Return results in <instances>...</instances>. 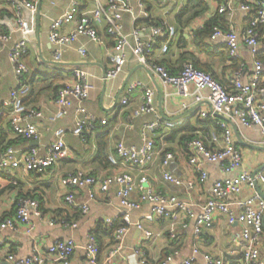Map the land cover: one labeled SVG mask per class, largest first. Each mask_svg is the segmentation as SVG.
<instances>
[{"label": "crops", "instance_id": "0c3cea01", "mask_svg": "<svg viewBox=\"0 0 264 264\" xmlns=\"http://www.w3.org/2000/svg\"><path fill=\"white\" fill-rule=\"evenodd\" d=\"M23 0H0V31L11 32L17 29L16 17L13 14L12 4ZM33 6L32 9H23L22 19L26 21L30 28L28 37V49L22 59L27 66L28 73L24 77V82L28 86L29 93L23 99V104L27 109L42 111L45 118L37 123V138L25 141L15 137L8 128L6 122L0 123V153L3 147L10 143V151L18 156L29 149L35 148L44 154L46 146L55 140V131L63 129L65 131L64 141L70 150V157L58 162L43 174L26 172L23 169L11 173L0 171V217L10 213L16 198L19 195L29 194L32 199L39 204L41 216H31L30 221L34 229L30 235L24 233L23 229L16 232L3 230L0 232V257L3 258L9 252L17 258L29 256L35 248L41 251L56 240L73 239L75 250L67 264H85V246L87 235L95 230L99 223H105L106 219H119L121 208L115 197L116 187H111L107 193L95 191V199L91 202L87 199V190H73L75 194L76 206H69L65 201V195L71 190L62 183V179L68 175L78 172L86 173L95 178H106L119 173H129L136 182L142 177H146L149 186L155 192L165 195H176L178 198L191 205L194 213H199L200 205L204 201L212 198V187L216 181L222 180L225 175L218 164L203 163L206 179L203 183H198V175L192 166L188 164L185 151L179 150L176 141L168 143L167 138L171 131L163 128L157 135L156 150H161L164 146L173 148V160L167 168L162 166V159L157 156L153 162L139 171L124 166L120 161L118 165L109 162L110 156H115V146L123 142L125 145L140 146L141 131L145 123L155 119V114L133 116V112L142 102V88L137 87L129 96L126 106L120 105L121 99L126 95L129 85L140 83L144 87L154 90V108L156 114L165 121L182 120L183 125L189 124L195 127V135L201 136L203 127L196 125L199 109H207V105H193L192 99H182L175 94L173 87L163 88L152 75L140 66L127 52V61L121 74L112 81H105V72L109 69V53L113 43L105 34L104 25H96L101 43L91 42L85 37H77L69 46L57 48L50 43L49 34L52 23L63 17L76 1L79 4L81 15L91 16L96 9L94 0H26ZM133 9L139 26H148L146 21L152 24L166 23L174 28L176 32L177 24L174 15L178 13L180 7L186 0H127ZM257 0H232L233 10L230 17L227 16L229 29L232 27L241 33L247 26L250 14L240 10L243 3H251ZM208 10L202 17L195 19L190 29H199L203 24L217 14V3L215 0H206ZM147 13V17H141V9ZM135 17L124 14L122 19L123 31L130 35L135 26ZM60 34L71 36L74 33V25L63 26ZM4 33V32H2ZM259 33V32H258ZM259 36V34H258ZM20 37L18 32L14 33V40ZM175 37V35H174ZM260 38V53H264V31ZM162 42V40H160ZM129 42L133 45V39L129 37ZM209 42L214 45H225L224 39H217ZM161 44V43H160ZM159 44V45H160ZM158 45V46H159ZM83 49V53L79 49ZM8 47L0 53V106L3 101L10 98L11 92L18 87V79L14 74L13 67L8 59ZM193 51V49H189ZM56 53H59L57 55ZM176 51L172 52V59L175 58ZM201 65L211 66V71L217 79L229 87V80L232 73L229 62H219L216 57L197 54ZM155 61L163 58V54L157 49L152 52ZM165 58V57H164ZM246 68L245 78L251 73V54L247 47L241 46L239 54L235 57ZM80 68L87 74L88 98L84 106L88 113L97 119L95 129L87 133L85 140L81 141L72 135L69 130L73 126L74 109L63 119H53L54 100L58 89L65 83L73 81L72 70ZM178 67L172 70H177ZM179 72L176 71L175 74ZM185 106V107H184ZM185 108V109H183ZM0 111L2 108L0 107ZM0 117L8 115L2 113ZM104 122L102 124L101 122ZM182 125V126H183ZM229 129L233 135V142L236 149L241 153L243 168L251 174L259 171L264 174V142L259 128H247L241 125L229 123ZM167 131V132H166ZM104 136L107 164L98 162V142L97 139ZM35 141H38L35 143ZM8 148V147H7ZM6 149V148H5ZM164 170L172 172L181 179L180 187L166 183L162 178ZM240 171V170H239ZM238 171V172H239ZM188 183H191L189 186ZM257 190L264 198V185H257ZM245 194V193H244ZM243 194V195H244ZM139 194L134 191L130 199L138 201ZM88 204L89 212L85 215L80 213L78 207ZM150 205L141 204L138 211L131 214L132 222H136L148 213ZM49 220H54L53 226L49 225ZM63 221V226L59 222ZM144 228L158 234L152 240L145 241L142 233L134 227L129 228L122 243L121 250L115 257L109 259V252L115 247L116 242L103 235L98 242L102 245V250L98 255V264H139V258L134 255L140 252L141 258L147 260V264L161 262L160 259L164 250L177 248L174 263H178L190 256L196 249L198 252L194 256V264H206L203 254L210 255L216 260L225 261L229 257L239 256V252L230 256L232 251H236L234 243L235 234L239 232V225L227 227L222 215L217 214L210 226L205 227L201 234L196 236L193 233L192 225L182 231H178V241L171 247L167 234V221L148 224L143 223ZM167 233V234H166ZM238 251V250H237ZM172 254V253H170ZM240 259V258H239ZM260 260L264 264V215L263 233L260 239ZM240 264L241 261L239 260Z\"/></svg>", "mask_w": 264, "mask_h": 264}, {"label": "built area", "instance_id": "2783aa9c", "mask_svg": "<svg viewBox=\"0 0 264 264\" xmlns=\"http://www.w3.org/2000/svg\"><path fill=\"white\" fill-rule=\"evenodd\" d=\"M96 9L91 16L81 15L79 4L75 1L69 11L61 18L55 20L50 29V43L57 48L69 46L77 37H85L91 42L101 43L96 25H104L105 34L113 43L109 53V69L105 72V81L114 80L121 72L127 61L129 51L135 61L145 68L152 77L157 80L163 88L173 87L175 94L180 98L192 99L193 105H207V109H199L200 120H212L218 131L211 130L208 138L204 139L199 135L187 141L184 151L187 155L188 164L193 167L198 175V183L201 184L206 179V172L203 163L218 164L222 168L225 177L216 181L212 187V198L204 201L200 205L199 213H194L191 205L178 198L176 195H165L155 192L148 184L146 177L135 181L129 173H119L100 179L86 173L78 172L68 175L62 179V183L71 190L65 195L64 201L69 206H76L75 194L73 190L86 189L89 202L95 199V191L107 193L111 187H116L115 197L121 208L119 219L122 226L114 232L115 247L109 252V259H112L121 250L129 228L134 227L142 233L145 241L159 237L158 234L144 228L143 223L155 224L167 221V229L171 240L177 238L178 231L186 230L190 224L193 233L198 236L201 231L210 226L217 214L224 217L227 227L239 225V232L235 234L234 243L236 251H232L230 256L239 252L241 264H262L260 260V239L263 233L264 198L257 190V185H264V174L261 172L255 175L243 168L241 153L236 149L233 142V135L229 129V123L241 125L243 127L259 128L264 142V60L259 59L260 38L258 30L264 26V0H257L251 3H243L240 10L252 14L244 30L239 33L234 28L224 32L218 26L213 27L210 40L224 39L226 49L231 57H237L241 46L247 47L251 54V73L245 78L246 68L240 65L233 70L229 80V87H224L217 82L210 73L196 69L191 63L183 65L182 69L175 75L170 74L166 68L160 66L152 56L158 40H162L158 46L160 54H166L169 50V43L174 38V28L166 23L139 26L133 9L127 0H94ZM217 3V13L232 15V0H215ZM12 9L16 17L17 29L11 32H0V53L8 47V59L13 67L15 76L18 79V87L11 92L10 98L1 103L2 113L8 115L10 128L13 135L25 141L37 138V123L45 118L42 111L27 109L23 104V99L29 93V88L24 82V77L28 73L26 64L22 57L28 49V37L30 28L26 21L22 19L23 9H32L30 2L23 0L12 2ZM141 17H147V13L142 11ZM124 14L135 17V26L130 35L123 31L122 19ZM74 25V33L71 36L60 34L63 26ZM18 32L20 37L14 40V33ZM129 37L133 39V45L129 42ZM82 54L83 49H79ZM59 55V53H56ZM73 81L63 84L57 91L54 100L53 119L66 118L71 109H74L73 126L69 132L85 140L87 133L92 132L97 119L88 113L84 102L88 98L87 74L80 68L72 70ZM142 88V102L133 112V116L155 114V119L145 123L141 131V145H125L123 142L115 146V156L109 157L112 165H118L120 161L124 166L131 169L145 171L155 157L161 154L162 150H156L159 132L165 128L174 130L183 125L182 120L165 121L161 119L154 108V90L134 83L127 87L126 95L121 99L120 105L126 106L129 96L135 88ZM185 107V106H184ZM185 109V108H183ZM104 124V122H101ZM55 140L50 142L44 154L32 148L21 155H14L10 147L0 153V171L11 173L17 169L26 172L43 174L58 162L70 157V150L64 141L65 131L58 129L55 131ZM173 154L167 152L162 158V166L167 168L173 160ZM240 170V171H239ZM239 171V172H238ZM162 178L166 183L180 187L181 179L172 172L164 170ZM190 186L191 183H188ZM137 191L138 201L130 199L131 194ZM245 193V194H244ZM244 194V195H243ZM150 205L148 213L136 222H132L131 214L141 208V204ZM83 215L89 212L88 204L78 207ZM40 217L39 204L31 198L19 199L15 214L0 222V232L9 230L16 232L23 229L24 233L30 235L34 225L30 217ZM115 220L106 219L104 226L110 228ZM61 225L66 224L63 221ZM54 220H49V225L53 226ZM1 246V242H0ZM75 250L73 239L56 240L45 247L44 251L35 248L26 257L17 258L13 254L0 257V264H67ZM174 263L177 254L174 251L165 257L160 264H194V256ZM99 245L93 234L87 235L85 246L84 263L98 264ZM139 258V264H147V260L141 258L140 252L135 254ZM206 264H222V261L203 254Z\"/></svg>", "mask_w": 264, "mask_h": 264}, {"label": "trees", "instance_id": "16d2710c", "mask_svg": "<svg viewBox=\"0 0 264 264\" xmlns=\"http://www.w3.org/2000/svg\"><path fill=\"white\" fill-rule=\"evenodd\" d=\"M208 10V5L206 0H186L182 6L180 7L177 14L174 15L175 22L177 24L175 37L170 41L169 43V50L166 54H163V58H157L156 62L158 65L163 66L167 69V71L175 75L176 71H180L184 64L191 63L196 69H199L201 71L210 73L213 78L219 82L221 85L225 87L223 83H221L215 74L211 71V66L208 65H201L199 63V59L196 58L195 53L199 54H206L209 56L216 57L219 62H229L230 63V69L235 70L240 66V62L236 60L234 57H231L226 49L225 45H214L213 43L209 42V38L212 32L213 27L218 26L221 30L224 32L229 30L228 21L226 14H216L215 17L210 19L209 21L205 22L203 26L199 29H190L191 23L198 19L199 17H202L205 12ZM14 14V12H13ZM253 19V15L250 14L249 20ZM147 25L151 23L150 20L146 21ZM139 24V23H138ZM264 31V26L260 27L258 30L259 37H261L262 32ZM0 32H7L6 30L0 31ZM264 42V40L261 41V43ZM157 45L155 47L154 52L158 49V45L161 43L160 40L157 41ZM193 49V51H189V49ZM176 51L175 58L172 59V52ZM165 57V58H164ZM259 59L264 60V53H258ZM178 67L177 70L173 71L172 69ZM7 117L2 118L0 117V123L5 121L8 128H10V122L9 120H6ZM196 125H199L200 127H203L204 129L201 130V137L202 138H208L209 132L211 130L218 131V128L214 126L212 120H200L199 118H196L195 120ZM195 127L190 126L188 123L178 127L174 130H172L169 133V136L167 138L168 143H173L176 141V145L178 146L179 150L184 152V145L187 141H190L191 139L195 138ZM20 139V138H19ZM98 142V152H97V159L98 162L106 163L107 164V155L105 150V139L104 136H100L97 139ZM11 142H8L2 150H5V148L10 146ZM160 158L162 159L164 157V154L167 152H173V148L163 147L161 149ZM22 198H31L29 194L25 195H19L18 198H16L13 210H11L10 213L4 214L0 217V222L4 221L5 219L11 218L16 211L17 204L19 199ZM32 199V198H31ZM122 226V222L120 220H115L113 225H111L110 228H107L104 226L103 223H99L95 230L91 231L90 233L93 234V236L96 238L97 242L100 236H107L110 239L114 238V232L115 230ZM167 234V233H166ZM168 240L171 242L169 246L173 247L177 241L178 236L175 240H171L169 237V234H167ZM115 243V242H114ZM99 245V252L102 250V245L100 242H98ZM177 248L170 249V250H164L163 255L160 259V261L167 257L170 253H173L176 251ZM10 254V252L8 253ZM240 256L237 257H229L225 264H240L239 259ZM161 262H157L155 264H160ZM154 264V263H153Z\"/></svg>", "mask_w": 264, "mask_h": 264}, {"label": "water", "instance_id": "95a60500", "mask_svg": "<svg viewBox=\"0 0 264 264\" xmlns=\"http://www.w3.org/2000/svg\"><path fill=\"white\" fill-rule=\"evenodd\" d=\"M38 141H35V143H37ZM259 171L255 172L253 175H255L256 173H258ZM1 264H8L6 262H2Z\"/></svg>", "mask_w": 264, "mask_h": 264}, {"label": "rangeland", "instance_id": "374dc122", "mask_svg": "<svg viewBox=\"0 0 264 264\" xmlns=\"http://www.w3.org/2000/svg\"><path fill=\"white\" fill-rule=\"evenodd\" d=\"M168 131H170V130H168ZM167 132V131H166Z\"/></svg>", "mask_w": 264, "mask_h": 264}]
</instances>
